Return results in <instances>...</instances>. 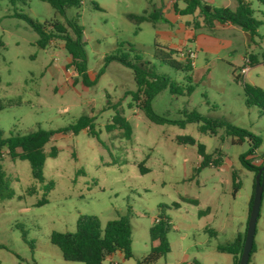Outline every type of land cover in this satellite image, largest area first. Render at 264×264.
<instances>
[{"label":"rangeland","instance_id":"rangeland-1","mask_svg":"<svg viewBox=\"0 0 264 264\" xmlns=\"http://www.w3.org/2000/svg\"><path fill=\"white\" fill-rule=\"evenodd\" d=\"M248 1L255 18L264 22V4ZM93 3L103 10H96ZM227 3L217 0L212 5L222 7ZM146 8L147 0H82L80 8H68L64 16L58 17L63 23L77 17L84 29L90 78L99 76L96 85L86 87L81 81L75 84L77 73L68 68L70 56L63 42L57 40L41 49L36 45L37 33L25 21L10 17L17 11L44 23L55 19V10L41 0H25L15 6L9 0H0V40L4 43L0 102L6 104L0 111V131L4 137L38 129L58 130L84 115L95 117L99 134V139L86 131L77 136L56 135L46 147V151L56 147L58 153L45 162L44 183L33 179L29 162L4 157L7 181L15 196L0 199V264H82L65 261L60 249L50 242L54 231L75 232L80 215H94L104 227L130 213L132 251L137 259L142 258L150 252L149 232L159 205L173 203L180 204L178 210H166L173 224L169 234L173 251L159 264H206L207 259L225 264L222 260L230 258L215 248L234 241L233 230L248 213L256 175L243 166L240 157L249 150V142L233 144L224 130L217 136L203 134L196 123L185 128L156 125L127 95L136 90L131 69L112 62L103 74L100 72L104 57L117 50V42L132 44L151 67L183 87V94L175 96L166 89L155 97L152 106L158 115L179 122L186 119L185 110L196 111L246 129L262 139L261 146L248 158L260 165L264 155V114L257 107H246L242 85L264 89V60L260 58L264 52V24L254 38L255 44L250 43V50L238 41L231 66L214 61L209 74L204 56L199 53L192 71L193 91L188 95L186 74L160 65L154 58L157 30L149 23L137 30L125 17V13L142 14ZM247 51L260 56L259 64L251 67L247 77L236 80ZM10 102L17 105L9 106ZM116 105L132 127L129 140L120 131L106 130ZM182 137H192L196 145L179 144ZM198 144L211 155L210 166L199 171ZM218 159L221 162L215 166L213 162ZM141 164L147 172H141ZM234 173L240 183L235 195ZM50 182L54 187L47 192L44 185ZM31 187L35 192L29 194ZM44 198L48 203L38 206ZM182 198L198 204L183 202ZM207 211L209 216H200V212ZM253 245L255 252L249 264H264V193ZM130 263L136 264L135 259ZM103 264L110 261L105 259Z\"/></svg>","mask_w":264,"mask_h":264},{"label":"trees","instance_id":"trees-1","mask_svg":"<svg viewBox=\"0 0 264 264\" xmlns=\"http://www.w3.org/2000/svg\"><path fill=\"white\" fill-rule=\"evenodd\" d=\"M48 3L56 13L53 20L40 23L39 21L29 17L28 15L15 11L10 17L18 18L25 21L32 30L38 35L36 45L41 49H46L57 40L63 42L64 48L70 56L68 68H73L77 73L75 84L78 81L86 87H93L97 83L90 78L88 68V55L86 51V41L84 40V29L79 24L78 18L67 20L65 23L61 22L58 17L64 16L66 10L71 7L80 8L82 0H41ZM237 8L231 9L229 7H212L203 0H186V7L178 11L180 15H198L189 24L194 30L213 29L216 23L231 24L241 28L247 32L251 41L259 35L258 30L264 24L262 20H258L254 16V10L251 3L246 0H236ZM264 4V0H258ZM9 3L15 6L17 3H25V0H9ZM96 10L102 11V8L93 3ZM127 20L140 29V25L145 22L155 23L154 16L148 15L147 12L143 14H127ZM117 50L104 57V68L100 74L105 72V69L112 62H117L124 67L131 69L136 85L135 91H130L133 100V105L137 107L143 115L152 123L156 125L173 124L181 128H185L189 123H196L199 126V131L203 134L217 136L221 130L227 138H231L233 144H242L245 141L249 142V150L241 155L240 160L244 167L255 173L257 176L259 170L264 166V155L261 158L262 163L255 165L249 161V157L253 156L256 150L261 146L262 139L249 132L246 129L237 127L227 121L220 119H213L199 114L196 111L190 112L185 110L186 119L184 121H172L158 115L152 106V102L161 92L169 89L172 95L183 94V87L180 83L172 80L170 77L161 74L150 62L142 59L139 51L129 43L117 42ZM156 52L155 60L163 66H167L176 71H182L186 74L185 79L189 85L186 92L190 95L193 91L192 71L194 70L193 60L190 58L189 52H181L171 49L160 44L155 43ZM4 48V43L0 40V57L1 49ZM264 56V55H263ZM250 67L257 65V60L253 55H249ZM264 59V58H263ZM99 74V75H100ZM235 74V72H234ZM236 80L241 77L236 76ZM1 84V80H0ZM243 92L246 107H257L264 114V89L253 84L243 83ZM17 105L15 102L8 104ZM6 104L0 102V111L5 109ZM132 107V106H130ZM115 115L110 124L106 126L107 132L120 131L122 137L131 139L132 127L129 121L124 116V111L118 106H114ZM94 116H81L76 123L58 130H44L38 129L28 134H12L9 137H4L0 131V199H12L15 192L10 189L7 181V175L4 170V157H8L11 161H27L31 167L32 177L36 182L44 183L43 169L48 157H56L58 150L52 147L50 151H46L47 145L52 141L56 135L61 136H77L82 131H86L91 137L99 139L94 125ZM224 140V137H221ZM178 143L182 145H196V141L192 137H182L178 139ZM198 156L200 160V168L210 166L211 155L206 153L205 146L198 144ZM221 160L214 161L215 166H219ZM141 172L145 173L147 170L141 164ZM233 194L235 195L240 189V183L236 181V175L233 174ZM54 187V183L50 182L44 185L45 191H50ZM256 181L254 183V191L249 202V216L253 205L255 195ZM29 194L35 192V188L31 187L28 190ZM183 202H190L197 205L196 200L182 198ZM263 201V198H262ZM48 203L44 198L39 202L38 206ZM179 203H173L171 206L159 205V213L155 219L154 224L150 228V253L139 259L137 264H158L159 261L171 253V244L169 241V234L173 230L171 219L166 214V210H178ZM205 212H200L202 216ZM25 240L26 233L23 232ZM246 239V232L243 236H239L233 243L221 245L217 247L220 253L232 255L234 264L240 263V258L243 252L244 243ZM50 242L57 246L65 261L77 262L82 264H103L107 256L114 253L121 252L125 260H130L134 257L132 251V226L130 221V213L122 216L119 219L109 221L104 227L98 217L94 215H80L76 222L75 232H52ZM0 248L3 246L0 245ZM255 252V247L251 252V257ZM251 257L250 261L251 262ZM33 264H38L34 262Z\"/></svg>","mask_w":264,"mask_h":264},{"label":"crops","instance_id":"crops-1","mask_svg":"<svg viewBox=\"0 0 264 264\" xmlns=\"http://www.w3.org/2000/svg\"><path fill=\"white\" fill-rule=\"evenodd\" d=\"M203 1L208 5H211L212 7H214L212 4H216L217 2V0H203ZM223 1L224 2L227 1L228 3L222 5V7H229L231 9L237 8L238 4L236 0H235L236 2H234L233 0H223ZM185 7H186V0H147V8L144 9L142 12H147L148 15L154 16L155 23L153 24L150 22H145L143 24L149 23L152 25L153 29L157 30L156 33L157 38L155 39V43L181 52H189L190 55H194V57L192 58L194 67L196 65V60L198 59L200 53L201 55L204 56V60L206 61L205 67L207 68V72L211 74L210 66L214 64L213 63L214 61H218L224 65L231 66L230 60L234 59L233 52L235 47L238 46L237 44L238 41L239 42L241 41L243 47L247 50L251 49L250 43L255 44V41H251L250 36L247 32L243 31L241 28L237 26L227 23L226 24L216 23L214 28L211 30L209 29H201L199 31L194 30L193 27L190 26L189 24H191L194 18L198 15V12H196L195 15H186V16L180 15L178 11L185 9ZM127 14H133V13H125V17ZM143 24L140 25V28ZM249 54H250L249 51H247L245 57L242 60L243 61L242 68L246 65L247 60H249V62L251 61L249 58ZM263 55L264 52L261 53L260 55L261 57L259 55L258 57H255L257 60V64H259L258 58L260 57L263 59L264 58ZM250 69L251 67L249 64V71ZM249 71L245 75L246 77L248 76ZM238 76L243 77L242 74ZM204 214H207L206 216L210 215L208 214V211L205 212ZM248 221H249V206L246 217L243 220H241V222H239V224L233 230V234L236 236L234 241L239 236H243L245 234V232L247 231ZM186 226L187 228L192 227V225L190 226L186 225ZM222 229H225V225H222ZM209 232L212 235L215 234L213 230H209ZM217 247L215 248L216 251H217ZM172 251H173V245L171 246V252ZM224 255H228V254H224ZM228 256L230 258L228 257L226 259L224 258L222 262H224L225 264H234L233 256L232 255H228ZM106 259L110 261V264H131L130 263L131 259L125 260L121 252H117L110 256H107ZM132 259H135V262L137 264V261L141 258L137 259L136 256L134 255ZM206 264H219V263H212V260L207 259Z\"/></svg>","mask_w":264,"mask_h":264},{"label":"water","instance_id":"water-1","mask_svg":"<svg viewBox=\"0 0 264 264\" xmlns=\"http://www.w3.org/2000/svg\"><path fill=\"white\" fill-rule=\"evenodd\" d=\"M263 193H264V166L259 170L256 176L255 195L247 225L244 248L239 264H249L251 252L254 244L257 221L259 218L260 209L262 205Z\"/></svg>","mask_w":264,"mask_h":264},{"label":"built area","instance_id":"built-area-1","mask_svg":"<svg viewBox=\"0 0 264 264\" xmlns=\"http://www.w3.org/2000/svg\"><path fill=\"white\" fill-rule=\"evenodd\" d=\"M246 1H248V0H246ZM194 57V55H190V58L192 59ZM249 64H250V62H249V60H247L246 61V65L242 68V70H241V74L243 75V76H245L246 74H247V72L249 71ZM193 66H194V64H193Z\"/></svg>","mask_w":264,"mask_h":264}]
</instances>
